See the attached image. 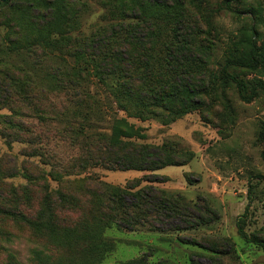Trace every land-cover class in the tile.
I'll use <instances>...</instances> for the list:
<instances>
[{"label":"rangeland","instance_id":"obj_1","mask_svg":"<svg viewBox=\"0 0 264 264\" xmlns=\"http://www.w3.org/2000/svg\"><path fill=\"white\" fill-rule=\"evenodd\" d=\"M128 1L9 0L0 6V207L33 218L51 194L58 223H73L77 210L71 203L60 208L58 191L77 198L80 184L90 179L107 198L114 188L140 180L126 192L152 186L215 212L217 219L197 227L176 219L155 223V229L147 223L113 225L102 233L108 249L99 264H264L262 249L242 240L235 227L247 208L246 233L264 238V94L245 101L233 85L211 83L224 58L246 55L253 29L257 67L228 72L241 82L244 98L254 82L264 86V0H183L190 1L184 22L200 30L212 51L201 77L205 89L193 96L201 105L167 125L116 101L114 96L125 95L115 58L97 54L102 38L117 40L121 29L135 25L118 15ZM57 5H62L59 17ZM127 14L138 17L135 11ZM40 24H47L45 39L33 42ZM14 40L20 44L12 50ZM119 126L131 132L129 140L172 145L193 158L154 172L94 165L86 154L89 145ZM47 216L35 227L0 214V264L86 263L76 256L75 244L82 239L50 227Z\"/></svg>","mask_w":264,"mask_h":264},{"label":"trees","instance_id":"obj_2","mask_svg":"<svg viewBox=\"0 0 264 264\" xmlns=\"http://www.w3.org/2000/svg\"><path fill=\"white\" fill-rule=\"evenodd\" d=\"M8 2L9 0H0V6L7 5ZM51 3L53 2H47V4ZM189 5L190 1L183 0L128 1L118 11V15L121 19L136 20L135 27H122L117 40L102 38L104 42L96 46L97 54L105 55L104 58L108 55H111L112 59L115 58L119 68L118 77L123 78L120 88L125 96H114L116 101L120 105L123 103L124 109H127V106L133 108L134 114L141 118L145 117L142 116L143 114L157 117L163 125L174 122L202 103L194 101L193 96L205 89L204 78L201 77L208 66L212 47L209 46L207 38L200 35V30L194 24L184 22L188 17ZM194 6L196 7V3ZM227 7L229 8L228 5ZM54 9L59 17L62 13V5H57ZM127 11H135L138 17L129 16ZM29 23L31 25L30 21ZM46 26L47 24H40V27L35 29L33 42L37 39H45ZM119 31L120 29L112 31L108 38L115 36ZM139 32H143L142 38L137 36ZM254 36L255 31L252 29L250 38L244 45L247 47L244 57H235L232 54L224 58L218 64L217 73L211 75L212 84L233 85L238 97L245 101L257 97L258 93L264 94V86L254 82L250 95L244 98L241 94V82L230 74L228 69L235 66L250 69L257 67ZM19 44L18 40H14L9 46L14 50ZM109 45L111 47L107 49L106 46ZM121 61L124 62L123 65L120 64ZM206 73L209 77L212 72ZM67 97L71 99V96ZM121 128V126L112 128L108 137L96 135V141L90 144V148L86 151V154H92L94 165H100L106 170L154 172L167 166L186 165L193 158L190 151H178L172 145L158 146L129 140L133 135ZM87 180L80 184L78 191H81V194L77 198L73 197L70 200L69 192H57L60 208L66 203H71L77 210V222L58 223L54 215L56 208L51 194L43 198L40 207L34 211L33 218L1 207L0 214L13 217L15 220L19 219L24 224H33L35 227H39L44 222L43 214L48 215L46 222L50 227L59 229L69 239L75 236L77 237L75 240L82 239L75 244L76 256L83 258L85 264H99L103 259L108 246L104 244L102 233L113 225L133 228L147 223L151 229H155V223L161 225L164 220L176 219L186 227H197L217 219L215 212L202 207L201 209L197 204L185 201L178 194H168L152 186H146L133 194L126 192L136 187L140 180L124 190L114 188L107 198L104 197V188L100 183ZM246 218L247 208L235 221L237 235L245 242L261 248L264 253V238L246 233ZM69 231H79V233L68 236L66 232ZM189 243L203 247L196 240H190ZM128 264H141V262L134 260Z\"/></svg>","mask_w":264,"mask_h":264},{"label":"water","instance_id":"obj_3","mask_svg":"<svg viewBox=\"0 0 264 264\" xmlns=\"http://www.w3.org/2000/svg\"><path fill=\"white\" fill-rule=\"evenodd\" d=\"M3 1V0H2Z\"/></svg>","mask_w":264,"mask_h":264}]
</instances>
